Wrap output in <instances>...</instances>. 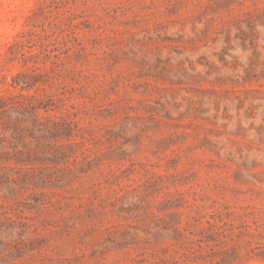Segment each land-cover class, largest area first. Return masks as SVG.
I'll return each instance as SVG.
<instances>
[{
    "label": "rangeland",
    "instance_id": "1",
    "mask_svg": "<svg viewBox=\"0 0 264 264\" xmlns=\"http://www.w3.org/2000/svg\"><path fill=\"white\" fill-rule=\"evenodd\" d=\"M7 92L0 264H264V0H0Z\"/></svg>",
    "mask_w": 264,
    "mask_h": 264
},
{
    "label": "trees",
    "instance_id": "2",
    "mask_svg": "<svg viewBox=\"0 0 264 264\" xmlns=\"http://www.w3.org/2000/svg\"><path fill=\"white\" fill-rule=\"evenodd\" d=\"M5 108L13 112H31L35 117H42L37 112V109L40 107L35 103V99L32 96L23 95L22 93L7 92L6 96L0 97V113ZM23 152L13 150V154L16 156H19Z\"/></svg>",
    "mask_w": 264,
    "mask_h": 264
}]
</instances>
